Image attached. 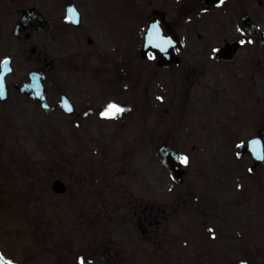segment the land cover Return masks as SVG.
Segmentation results:
<instances>
[{
    "label": "rangeland",
    "instance_id": "374dc122",
    "mask_svg": "<svg viewBox=\"0 0 264 264\" xmlns=\"http://www.w3.org/2000/svg\"><path fill=\"white\" fill-rule=\"evenodd\" d=\"M77 1L87 8L100 49L127 54L133 48L138 40L133 3ZM7 2H0L3 31L10 23L1 16ZM153 4L141 0L144 15ZM107 25L113 34L105 39ZM225 25L223 20L216 28L219 39L213 32L204 39H188L191 49L183 64L156 76L149 70L151 82L148 69L142 68L137 113L118 120L95 118L84 124V133L72 135L65 127L60 135L48 133L63 120L44 118L36 104L15 94L9 103L0 102V252L7 259L71 264L73 239L96 233L118 240L146 239L150 234L157 243L156 260L125 264H264V159L250 170L248 155L237 156V145L259 129L264 144V40L243 45L231 62L213 60L212 46L223 45V37L229 42L239 38L228 34L233 24ZM8 34L0 40V59L14 58L7 81L20 82L36 62ZM132 143L139 148L128 150ZM161 143L175 144L180 158H187L181 185L170 181L155 156ZM129 171L133 175L127 180ZM93 173L109 174L107 180L121 177V183H113L118 190L105 195L110 209L101 204L103 198L91 199L88 191L57 196L51 190L55 179L73 190L75 180ZM151 187L157 225L144 233L124 203L132 197L139 202L142 196V204L148 205L145 191ZM95 210L100 211L97 229L88 224Z\"/></svg>",
    "mask_w": 264,
    "mask_h": 264
},
{
    "label": "flooded vegetation",
    "instance_id": "af4514ba",
    "mask_svg": "<svg viewBox=\"0 0 264 264\" xmlns=\"http://www.w3.org/2000/svg\"><path fill=\"white\" fill-rule=\"evenodd\" d=\"M153 1L148 0V3L153 4ZM0 2L2 3L3 0ZM124 2L133 3L134 20L136 19L138 23L136 29L138 40L136 39L133 48L127 54L115 53L112 48L108 51L100 49L101 41L94 36V30L86 18L87 8L84 10L77 0H8L6 14L1 15L10 18L5 33L9 32L10 41L22 45L24 53L26 49L31 56H34L33 61L36 64L25 74L27 75L32 70L41 73L47 103L51 109L46 112L39 105V107L35 106L40 109L44 118L63 120L59 126L51 127L50 133L60 135L63 127L66 128L67 133L72 135L78 130L84 133L85 131L82 130L88 121L99 119L102 116L106 117L104 113L110 104L124 109L116 116V120L121 116L125 118L127 113H137L140 102L137 88L139 80L142 81V68L148 69L147 79L151 82L152 76L149 70L152 71L153 76H156L160 70H166L171 66H181L184 62V55H188L191 49L186 45L187 40L204 39L208 33L212 32L219 39L221 35L217 34L216 28L223 20L227 24L226 27L233 24L232 32L228 33L231 37H245L242 22L246 20L257 25L254 33L264 38V24L261 26L264 21V0H155L157 4H153L146 15L141 10V5L139 6L141 0H124ZM85 6L89 7L87 4ZM123 6L121 5V13L125 14ZM25 10L31 11L27 17V24H25L30 32L24 31L16 37L13 34L14 28ZM73 10L75 16L72 17ZM142 14L144 15L142 21H145L151 14L158 15L169 27L176 29L175 31L181 35L184 44L174 49V56L171 57L172 60L176 59V63L158 66V57L154 50H148L144 55L141 54L139 38L142 21L138 17ZM244 23L246 24L245 21ZM107 27H109L108 30L104 31L106 38L108 34H113L112 27L108 25ZM25 37L27 39H20ZM222 40L226 41V37ZM215 48L216 46L211 49ZM211 49L209 54H211ZM12 59L14 60L13 57ZM23 81L7 84L8 97L4 102L9 103L8 100L14 94L26 98L19 94L18 89H15L16 84L19 85ZM62 96L68 99V105L65 108L61 104ZM148 102L149 100L146 103ZM135 118L140 119L139 116ZM107 128L108 126H105V129ZM138 146L140 144L132 143L128 146V150H135L139 148ZM108 177L111 176L109 174L80 176L79 180L73 182V190H70L71 185L64 183L67 191L56 195L88 191L91 199H93L92 195L96 198H103L104 202L101 204L104 203L108 207L109 202L105 195L110 194V189L112 193L118 190L119 187L113 183H121V177L118 175L116 179L107 180ZM145 192H149L150 195L148 205L142 204V196L139 202H137V197H132L124 203L129 213L127 215H136V225L144 233L157 225V201L153 199L154 190L151 187ZM99 193L100 195H96ZM99 214L100 211L95 210L89 216L88 224L95 229L100 227ZM105 214L103 217H106ZM95 236L72 240L71 264H82V262L83 264H125L140 262L143 258L156 260L157 243L150 238V234L146 239L128 240L102 238L97 233Z\"/></svg>",
    "mask_w": 264,
    "mask_h": 264
},
{
    "label": "water",
    "instance_id": "95a60500",
    "mask_svg": "<svg viewBox=\"0 0 264 264\" xmlns=\"http://www.w3.org/2000/svg\"><path fill=\"white\" fill-rule=\"evenodd\" d=\"M154 20H155L154 17H149L143 29L141 51H144L146 49H155L157 50L158 56L161 57V59H163L164 57H169V54L171 52V51H169L168 53L165 52L166 51L165 48L168 47L172 48L175 45H177V39L172 32L168 31L165 27L162 26L160 21H157V25H156L157 27H155ZM165 42H170V43H165ZM236 48H237V44L230 45L225 49L220 48L217 50L216 55L219 58L228 60L232 58V56L236 51ZM166 62L167 60L160 61V63H166ZM2 75L3 74L0 75V86H2L3 88ZM37 79L38 77L36 73H31L29 75V83L21 87V92L42 102L45 101L44 90L42 89L40 80ZM39 93H41V95ZM261 134L262 131L260 130L258 132L257 137L248 141L246 147L239 145L238 155L241 156V154L246 151L249 153L250 157L253 159L255 164L260 163L263 158V147L260 140ZM156 152L159 158L162 160V162L169 169L170 176L175 181L178 182L181 181L184 172L180 170V163L178 161V153L176 147L161 145L158 147ZM53 190L54 191L63 190V188L61 187V183L55 181L53 183ZM0 264H8V263L4 262L0 258Z\"/></svg>",
    "mask_w": 264,
    "mask_h": 264
},
{
    "label": "snow or ice",
    "instance_id": "6c2138e0",
    "mask_svg": "<svg viewBox=\"0 0 264 264\" xmlns=\"http://www.w3.org/2000/svg\"><path fill=\"white\" fill-rule=\"evenodd\" d=\"M72 15L75 16V12L74 10L72 11ZM165 43H170V42H165ZM3 95V88L2 86H0V96ZM69 111L71 110L70 108L68 109ZM124 109L123 108H120L119 106L115 105V104H110L107 108V110L105 111L104 115L106 117H114L116 116L117 114L123 112ZM181 163H184V164H187V158L186 157H181ZM83 264V262H82Z\"/></svg>",
    "mask_w": 264,
    "mask_h": 264
}]
</instances>
